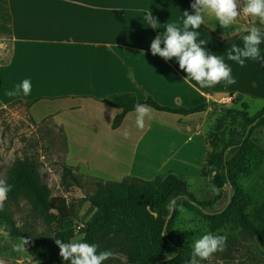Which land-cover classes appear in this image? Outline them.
Wrapping results in <instances>:
<instances>
[{
    "label": "rangeland",
    "instance_id": "1",
    "mask_svg": "<svg viewBox=\"0 0 264 264\" xmlns=\"http://www.w3.org/2000/svg\"><path fill=\"white\" fill-rule=\"evenodd\" d=\"M121 1L123 16L113 19L118 26L109 29L107 47L94 49L91 59H84L83 51L62 42H45L29 45L24 58L9 66L6 61L13 60L8 53L13 51L14 41L4 31L8 16L0 0V37L8 42L0 52V96L13 90L20 77L29 79L32 86L25 98L0 101V178L12 186L0 210L10 212L17 225L30 234L25 243V238L13 235L0 218V264H70L49 249L59 250L57 239L80 240L79 227L104 213L90 199L99 181L120 182L126 177L160 180L174 175L206 201L208 209L225 206L228 201L222 155L225 150L229 161L238 156L245 129L239 113L221 107L240 109L242 101L235 104L236 98L226 89L199 91L185 82L187 73L180 70L175 58L165 60L150 50L167 23L183 27V11L191 12L190 1L156 0L154 17L161 27L157 29L143 19L147 0ZM205 21L213 33L222 35L224 29L214 17L206 15ZM251 23L250 17L241 15L226 31L233 33V29ZM197 31L198 39L212 35L202 27ZM56 36L67 39L83 34ZM223 50L217 46L215 51ZM150 95L169 106L208 102L209 107L187 116L150 107L151 116L145 118L142 130L136 126L135 111L118 128L112 127L123 104H146ZM256 111V105H250V112ZM263 157L261 151L244 157L238 178L252 197L246 211L264 230V167L244 176ZM22 165L31 170L37 192L17 179L14 170ZM63 199L69 218L52 219L49 208L57 212L55 206ZM162 228L159 209L134 205L112 209L111 219L100 221L93 231L100 251L113 254L104 264H144L131 258L175 254V249L159 242ZM69 230L77 234L67 238ZM169 230L189 246L207 233L228 238L222 251L201 264H264V244L242 227L234 212L212 232L210 222L197 209L179 207Z\"/></svg>",
    "mask_w": 264,
    "mask_h": 264
},
{
    "label": "trees",
    "instance_id": "2",
    "mask_svg": "<svg viewBox=\"0 0 264 264\" xmlns=\"http://www.w3.org/2000/svg\"><path fill=\"white\" fill-rule=\"evenodd\" d=\"M190 6L194 0H189ZM192 10V8H191ZM193 11V10H192ZM211 33L213 31L205 24L201 25ZM215 36L222 38L221 36ZM238 100L235 99L236 104ZM145 103L153 109L165 111L180 115H191L206 111L209 107L208 102L198 104L194 107L186 106H168L158 102L153 96H149ZM136 103L123 104L122 110L116 114L112 127L118 128L124 121L127 114L134 111ZM214 104H217L214 102ZM247 102L240 103V109L237 107H221L223 110L230 113H239L244 122L245 134L243 141L240 144V152L233 161L227 159V154L223 152L222 161L225 169V178L228 183V201L225 206L219 208H209L206 201L200 200L186 189L183 182L174 175L160 180H149L141 177H126L122 181H99L95 192L90 196L94 205L103 210L104 213H97L89 222L79 227V234L82 235L81 241L96 244L93 227L103 220L111 219V210L115 208L128 207L134 205H144L147 208L159 209V216L162 218L163 228L159 232V242L165 248L172 247L175 249V254L171 260L165 253H160L150 257L131 258L134 261H142L144 264H187L191 258L193 247L184 244L178 234L170 231L173 225L176 211L179 207H189L197 209L200 214L210 222L212 232L217 231L222 227L229 217L234 212L237 215L242 227L255 236L261 243L264 244V230L249 216L246 211V206L251 203L252 197L245 193L239 182L238 175L242 171L243 158L256 150L257 145L252 139V134L256 128L264 123V107L257 113L250 115L244 105ZM239 106V105H237ZM15 173L17 179L26 182L34 191L37 189V181L34 178L31 170L24 165L16 167ZM73 175V173L70 171ZM74 176V175H73ZM57 212L52 207L49 208V214L52 219L66 220L69 218L66 200H60L55 206ZM167 210V212H166ZM166 214V216L164 215ZM0 218L7 222L8 229L13 235L23 237L30 241V234L22 227L18 226L12 214L5 210H0ZM77 233L74 230L66 231L67 238L75 236ZM223 235V234H220ZM228 241V238H227ZM53 256L59 255L60 249H49ZM100 247L98 245V252ZM190 255V257H189Z\"/></svg>",
    "mask_w": 264,
    "mask_h": 264
},
{
    "label": "clouds",
    "instance_id": "3",
    "mask_svg": "<svg viewBox=\"0 0 264 264\" xmlns=\"http://www.w3.org/2000/svg\"><path fill=\"white\" fill-rule=\"evenodd\" d=\"M191 8L192 12L183 11L182 28L174 23H167L166 30L157 35L150 46L153 56L159 55L165 60L173 58L177 60L180 70L187 73L185 82L191 84L194 81L200 88H212L220 83H224L225 86L236 83L232 68L225 62V58L214 53L210 54L205 48L207 41L198 39L197 30L206 23V15L214 17L219 26L224 29L223 39L231 35L226 30L233 28L241 15L250 17L252 20L250 25L233 29L246 34L242 36V47L233 45L227 50V59L241 67L245 66L247 60L264 59L261 57L260 50V45L264 43V27H261L264 26V0H194ZM143 19L152 29L161 28L152 12H148ZM31 87V81L25 79L5 94L9 97L21 94L26 97L31 94ZM134 110L136 126L142 130L145 127V118L151 116V109L146 104L137 102ZM11 190L12 186L5 179L0 178V209L3 208ZM25 243L28 241L26 240ZM55 243L60 249V256L70 264H104L113 255L108 250L98 252V245L81 240L65 242L57 239ZM226 243L225 235L212 233L203 235L194 240L191 258L187 264H201V261L210 260L214 253L225 248ZM166 259L171 260L172 256Z\"/></svg>",
    "mask_w": 264,
    "mask_h": 264
},
{
    "label": "crops",
    "instance_id": "4",
    "mask_svg": "<svg viewBox=\"0 0 264 264\" xmlns=\"http://www.w3.org/2000/svg\"><path fill=\"white\" fill-rule=\"evenodd\" d=\"M3 1L5 3L3 8L8 16V23L5 25L4 31L7 32L10 39L14 41V49L8 53V58L11 57L13 60L6 61L9 66L14 65L18 58H24L25 50H27L29 45H38L45 42H62L69 45L71 49L75 51H83L84 59H91L94 49L97 47L105 49L107 47L109 42V29H115L118 26V21L113 19L122 17V13L124 12V6L121 0ZM155 2L156 0H147V9L143 14L152 12L153 16H155ZM163 10L166 12L165 9ZM202 28L205 29L204 27ZM64 33L75 35L83 34V36H73L67 39L63 36H56ZM211 34L212 35L205 40L207 41L205 45L206 50H208L210 54L214 53L223 56L225 62L232 68V75L236 80V83L233 85L225 86L224 83H220L216 85L215 88H218L219 92H222L224 89L231 91L233 93V96L231 95L233 98H236L237 100L240 99L242 102H247L249 106L255 104L257 107L255 113H257L264 107V59L259 61L247 60L245 66L241 67L236 62L227 59V50L233 45H239L242 47V36L246 33L234 31L224 39L215 36L213 33ZM93 35H98V37L93 38ZM218 36L222 37L221 34ZM217 46L223 47V52L215 51ZM260 50L261 57H264V43L260 45ZM21 83L22 78L20 77L17 80V84ZM191 85L199 91L208 89L200 88L194 81L191 82ZM21 98L25 97L22 94L16 97H9L4 94L3 96H0V101L1 103H6ZM253 140L257 145V148L254 151L264 152V123L254 131ZM255 167L256 168L254 169L251 168V170L244 176H249L256 170L264 167V157L261 163ZM243 190L244 192H247L244 188Z\"/></svg>",
    "mask_w": 264,
    "mask_h": 264
},
{
    "label": "bare ground",
    "instance_id": "5",
    "mask_svg": "<svg viewBox=\"0 0 264 264\" xmlns=\"http://www.w3.org/2000/svg\"><path fill=\"white\" fill-rule=\"evenodd\" d=\"M7 44H8V42H7V41H4L3 38L0 37V52H1V51L3 52V50H4L5 48H7V46H8ZM8 51H9V49H8ZM244 109H245L248 113H251V112H250V106H249L248 103L244 105Z\"/></svg>",
    "mask_w": 264,
    "mask_h": 264
}]
</instances>
